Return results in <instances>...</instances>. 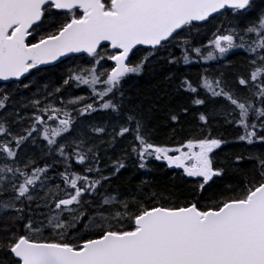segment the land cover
Masks as SVG:
<instances>
[{
	"label": "snow or ice",
	"instance_id": "snow-or-ice-1",
	"mask_svg": "<svg viewBox=\"0 0 264 264\" xmlns=\"http://www.w3.org/2000/svg\"><path fill=\"white\" fill-rule=\"evenodd\" d=\"M227 12L254 19L243 28L218 26L206 44H194L210 19ZM138 46L144 55L133 63ZM233 49L252 57L247 77L237 75L235 87L207 69L195 81L184 75L175 87L195 106H226V123L243 130L237 140L264 144V0H0V80L28 89L21 77L41 66L74 53L91 58L88 66L69 69L53 92L23 105L30 115L8 112L15 108L12 98L0 94V264H264V155L248 157L256 161L252 177L204 198L227 171L229 162L216 158L227 141L209 130L174 146L153 142L124 88L153 61L188 65L219 60ZM73 86H87L88 95L64 99ZM237 89L251 98L240 99ZM98 112L108 116L107 124L77 131L78 118ZM198 119L206 126L209 116ZM128 136L125 151L139 169L152 159L181 169L195 181L192 198L151 192L141 199L112 189L127 156L112 160L107 152ZM36 146L39 156L28 151ZM244 160L236 155L231 164Z\"/></svg>",
	"mask_w": 264,
	"mask_h": 264
},
{
	"label": "trees",
	"instance_id": "trees-1",
	"mask_svg": "<svg viewBox=\"0 0 264 264\" xmlns=\"http://www.w3.org/2000/svg\"><path fill=\"white\" fill-rule=\"evenodd\" d=\"M257 3H259V0H257ZM252 19H254V16H249L247 20L234 18L231 12L216 16L201 28V35L195 37L194 44L197 46L200 43L206 44L205 37L210 36L211 31H214L218 26L223 25L227 28L230 24L239 23L240 27L243 28L247 25V21ZM106 47L105 45L100 49L102 54ZM174 51L177 56L180 55L179 49ZM143 55L144 51L140 46L130 55L131 62H137ZM251 58V54H248L245 49H233L226 57L219 60H193L188 65L183 64L182 61L179 65H166L153 61V68L146 69L140 76H132L124 84L127 94L133 98V104L130 106H137L143 113L146 131L151 133L153 142L174 146L187 138L207 134L209 130L214 137L223 138L227 141L220 150H217L216 156L220 161L226 160L229 162L227 171L222 178L216 179L215 183L206 189L203 193L204 198L213 196L224 186H238L245 178L252 177L256 172V161L255 159H248V157L264 155V144L257 142L254 145H247L246 142L238 141L237 137L242 134L243 130L234 124L226 123L224 115V112L227 111L226 106L222 108L220 104L213 105L212 103L195 106L191 103V96L182 91L178 92L175 85L178 83L179 78L184 75H188L190 79L195 81L197 76L207 69L213 74L223 73L229 83L235 87L237 75L247 77L250 68L248 61ZM90 59L87 54L69 55L54 65L41 66L42 71L39 73L33 70L32 74H26V78H21L24 83L29 84L28 89H24L22 85L18 87L15 81L0 82V94L8 93L12 98L11 103L15 105V108L10 107L7 111L12 112L15 110L22 115H30L32 110L30 108L25 110L23 105L28 104L32 99H42L47 93L53 92L55 88L62 85L69 69L88 66L87 62ZM107 66L106 64L105 67ZM170 74H175L177 80H167L166 77ZM237 91L240 99L251 98L247 89H237ZM62 94L64 99H68L69 94L71 96H87L88 90L87 86H81L79 89L73 86L66 89ZM183 108L188 109L187 113L182 111ZM200 113L209 116L206 126L198 119ZM171 114H179V121L172 122L169 118ZM73 116L76 118L75 113H73ZM11 119L9 117V122H11ZM78 119V132L80 129H85L89 124L104 125L108 123V116L104 112L93 113L88 119L83 117ZM17 130V128H13L14 132ZM86 130L90 131V128ZM71 139L72 137H69V140ZM101 139L107 140L108 137H92L95 143H100ZM131 140L132 137L128 136L120 142L114 151L107 152V156L111 157L112 160L127 156L124 161L126 167L111 181L112 189H118L120 193L125 195L129 193L137 194L138 198L141 199L151 192L162 193L165 196H173L181 200L192 198L190 194L193 192L192 185L195 181L193 178L185 177L181 169L170 168L166 165V162L154 159L148 163L145 169H139L135 156L130 151H125L129 148ZM28 151H34L39 156L40 147L36 146ZM100 154L102 157L105 156L103 149H101ZM236 155L244 156L245 160L239 165H232L231 161ZM104 163H110V161L104 159ZM58 170L63 171V168L61 167ZM74 170L82 172L83 168L75 166ZM49 175L54 176L55 173L49 172ZM55 183H59V181L56 180ZM140 189L143 190V195H139ZM35 207L34 204L33 208ZM40 211H44V209H40Z\"/></svg>",
	"mask_w": 264,
	"mask_h": 264
},
{
	"label": "water",
	"instance_id": "water-1",
	"mask_svg": "<svg viewBox=\"0 0 264 264\" xmlns=\"http://www.w3.org/2000/svg\"><path fill=\"white\" fill-rule=\"evenodd\" d=\"M138 47H140V46H138ZM79 54H85V53H74V54H69V55H79ZM131 55V54H130ZM62 58H64V57H62ZM61 58V59H62ZM57 63V62H56ZM44 66H49V65H44ZM21 78H23V77H21ZM0 82H11V81H3V80H0Z\"/></svg>",
	"mask_w": 264,
	"mask_h": 264
}]
</instances>
